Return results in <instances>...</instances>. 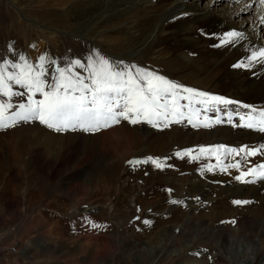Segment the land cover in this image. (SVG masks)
<instances>
[{
    "label": "rangeland",
    "instance_id": "obj_1",
    "mask_svg": "<svg viewBox=\"0 0 264 264\" xmlns=\"http://www.w3.org/2000/svg\"><path fill=\"white\" fill-rule=\"evenodd\" d=\"M210 1L201 0L200 10ZM218 2L220 10L229 8L226 14L237 13L236 21L240 19L245 29L257 18L258 9L241 16L242 4ZM107 6L87 9L86 0H0V53L9 42L33 61L45 52L83 58L96 48L113 60L137 62L186 86L264 107V74H258L262 67L235 69L232 65L237 61L231 64L225 57L219 66L208 68L217 76L203 87V50H162L165 62L172 56H188L190 65L173 71L163 66L164 61L140 59L144 56L126 50L131 43L126 32L109 34L110 25L103 19ZM169 7L147 6L139 10L140 17L159 26L170 16ZM208 51H218L213 56L221 52ZM254 79V91L237 97L236 89ZM262 142L264 135L227 124L193 129L185 123L154 129L122 123L87 135L57 133L37 121L0 130V264H244V259L250 261L247 264H264V227L254 223L261 215L242 217L233 225L222 221L221 210L214 220L205 210L212 207L207 199L230 186L264 195V182L241 184L233 177L234 169L228 174L218 170L201 174L206 163L215 161L190 162L173 156L184 147ZM147 156L172 157L168 163L173 167L160 171L148 164L133 170L127 163ZM253 162L262 160L257 157ZM169 188L171 195L165 191ZM170 199L184 200L187 206L172 205ZM251 202L259 204L256 199ZM84 217L106 227L86 229ZM143 219L151 220V225H143ZM238 223H243L242 231L233 235ZM146 255L150 258L144 260Z\"/></svg>",
    "mask_w": 264,
    "mask_h": 264
},
{
    "label": "snow or ice",
    "instance_id": "obj_2",
    "mask_svg": "<svg viewBox=\"0 0 264 264\" xmlns=\"http://www.w3.org/2000/svg\"><path fill=\"white\" fill-rule=\"evenodd\" d=\"M224 2L242 4L241 16L258 9L257 18L252 21L251 36H257L258 23L260 35L257 41H264V0ZM213 35L218 40L214 47L244 48L233 68L253 71L257 66L264 67V42L253 41L247 31L231 28L218 37ZM35 47L32 45L33 49ZM230 106H236V110H231ZM37 121L57 133L71 131L87 135L122 123L149 125L154 129L185 123L193 129L227 124L264 135V107L186 86L149 67L113 60L100 49H89L83 58L53 57L45 52L33 61L17 50L14 42H9L6 50L0 53V130ZM173 156L179 160L187 158L190 162L215 161L206 163L201 174H215L217 170L228 174L234 169L237 173L234 179L241 184L264 182V142L239 146L225 143L197 145L180 148ZM257 157L262 162L254 163L253 158ZM171 158L147 156L130 159L127 163L133 170L138 165L151 164L163 171L173 167L168 163ZM165 191L171 195L173 190ZM195 199L199 201V197ZM169 203L187 206L184 200L170 199ZM250 203L245 199L232 201L239 207ZM135 219L140 220V217ZM151 223L149 219L142 220L145 226ZM228 223L234 225L235 219ZM84 227L101 230L106 226L84 217Z\"/></svg>",
    "mask_w": 264,
    "mask_h": 264
},
{
    "label": "bare ground",
    "instance_id": "obj_3",
    "mask_svg": "<svg viewBox=\"0 0 264 264\" xmlns=\"http://www.w3.org/2000/svg\"><path fill=\"white\" fill-rule=\"evenodd\" d=\"M86 1H87V9L95 8L101 6L102 4L104 5L108 4L104 14V16L106 17H103V19L106 22L107 27L110 25L109 34L112 35L114 32L117 31L126 32V34H128L131 37V43H129L130 46L126 50H132L137 54L139 53L140 56H144L141 57L140 59L143 58L148 62L154 61V64H156V63H162V61H164V59H162L163 55H161L162 50H175V51L203 50V87L207 86L206 84L207 82L209 83L210 79H213L215 76H217V73L213 74L212 71L208 69L209 67L211 66L213 67L220 64V62L225 57L228 59L227 62L232 64L233 61H237L244 53V48L240 46L214 47L213 45L217 44L218 40L214 37L213 34H215L216 37H218L219 34H221L223 31L229 30L231 28H238L247 31L250 35V38L253 41L259 43V41H257V36L260 35V32L258 30L260 27L259 24L257 23L256 25L257 36H251L252 23L248 22L249 27L245 29L246 26H244V23H242L240 19L236 21V19L238 18L237 13L230 12L226 14L229 8H225V7L223 8V10H220L221 2L218 1H222V0H217V1L211 0L209 2L208 7L205 10H200L199 8V2L201 0H86ZM157 3L166 4L167 6L170 5L168 10L166 11V14L168 13L170 16L167 17L165 21H163L159 26L155 27L154 22H152L151 20L142 19L140 17L141 14L139 10L147 6L155 5ZM241 7L242 5L239 6L238 9H240ZM216 9L217 11H215ZM93 16H95V11L93 12ZM117 23L119 24L117 25ZM108 45H109L108 46L109 50H114L113 44H108ZM208 50H221V52L220 55L213 56L211 54L218 53V51L212 52ZM184 54L187 55V52L185 51ZM134 56L137 55L134 54ZM172 57L171 59H169L168 62L164 61L165 63H163V66L167 70L173 71L180 69V67H187L190 65L188 56H182L181 54L179 56H172ZM126 62H133V61L126 60ZM207 69L209 70L208 72H206ZM258 74H264V67H262V69L258 71ZM257 79L258 77L256 78V80ZM253 82L254 83H245L246 84L245 86H240L239 89H236L235 92L236 96L243 97L244 95H248L252 93L254 91L255 85L257 84L255 79L253 80ZM22 145L24 146V143ZM236 174H237L236 172L233 173V177ZM232 187L231 186L227 187L224 189V192L217 193L213 198L206 200L208 202L207 205L212 206L208 209L205 208V210H207L208 215L211 217V220H214L217 217V210L219 209L222 211L220 215L224 223L230 221L229 218H233L235 219V222H237L238 220L242 219V217H247L249 215L252 217H257L261 215L262 218L257 219L256 221H254V223H258L264 227V209L261 206V205L264 206V195L259 194L257 191H254L255 193L250 194V192H248L249 190L247 191L243 189L242 186H241L242 190L239 191H235ZM234 197L235 199H245L249 201L256 199L258 200L259 204L255 205L250 203L248 206L246 205L247 207L245 206L237 207L232 204L233 200L231 198ZM215 203H218V205L214 206ZM237 225H238L236 227L237 230L232 231L233 235H239L240 232L242 231L243 223L242 224L238 223ZM231 241L232 242H230V246L233 249V245H234L233 239ZM232 249L229 250L232 252ZM261 255L264 256V250L261 251ZM149 258L150 257L146 255L144 260H147ZM242 262L244 264L250 263L248 259H244L242 260ZM145 263H146L145 261H142L140 264H145Z\"/></svg>",
    "mask_w": 264,
    "mask_h": 264
}]
</instances>
